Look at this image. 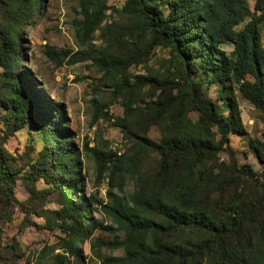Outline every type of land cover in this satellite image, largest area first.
I'll list each match as a JSON object with an SVG mask.
<instances>
[{"label":"trees","instance_id":"16d2710c","mask_svg":"<svg viewBox=\"0 0 264 264\" xmlns=\"http://www.w3.org/2000/svg\"><path fill=\"white\" fill-rule=\"evenodd\" d=\"M39 1L0 0V78L7 94L0 103L6 109L5 131L19 130L28 121L42 130L45 146L32 168L62 189V206L44 217L45 228L61 234L44 245L34 264H69L70 257L85 264L78 245L101 223L83 217L90 215L89 198L66 194L68 188L79 191L75 147L58 126V104L40 94L28 71L15 64L19 28L38 10ZM252 1L251 7L249 0H126L125 9L143 33H149L153 43L170 47L179 82L172 84L175 97L150 104L149 109L161 115V139L136 136L143 158H153L142 181L156 191L134 193L126 200L108 190L110 202L101 203L123 232L113 242H88L90 247L123 249L121 256L106 257L103 264H264V128L261 138L246 140L261 170L239 163V149L230 138L233 132L246 135L234 94L264 113V0ZM80 3L79 30L87 37L100 28L105 4ZM109 29L101 27L102 35L107 37ZM224 44L232 46L229 52ZM92 50L57 59L90 60L101 70L126 64L104 47ZM144 83L159 82L138 75L133 86ZM162 84L160 89L169 83ZM213 85L220 88L221 106L206 95ZM190 111L198 114L194 122L187 116ZM9 155L1 140L0 224L12 220L14 206H22L13 194L16 174ZM117 159L101 155L97 163L113 174L121 166Z\"/></svg>","mask_w":264,"mask_h":264},{"label":"rangeland","instance_id":"374dc122","mask_svg":"<svg viewBox=\"0 0 264 264\" xmlns=\"http://www.w3.org/2000/svg\"><path fill=\"white\" fill-rule=\"evenodd\" d=\"M100 1L105 4L100 28L85 37L79 30L83 19L80 0H40L38 10L19 28L20 51L16 48L15 57L16 67L28 71L37 91L58 104V115L62 117L58 126L66 129L61 133L65 132V140L75 147L79 191L68 188L66 194L89 198L90 215L83 217L101 223L84 244L78 245L86 256L85 264H103L106 257L123 254L121 247L88 245L94 239L113 242L123 237V232L101 207V203L110 202L108 190L126 200L134 193L151 195L156 191V188L149 190L142 181V175L153 165V158L148 155L143 158L136 136L157 142L161 139V115L149 109L150 104L175 97L172 84L179 82L170 47L153 43L150 34L143 33L125 9L126 0ZM249 3L252 7L253 1ZM106 26L110 28L107 37L101 33V27ZM100 47L126 64L101 70L90 60L67 61L77 51L97 52ZM222 48L229 52L232 46L224 44ZM64 54L68 57L59 61L57 58ZM138 75L156 78L159 83L134 87ZM163 82L169 84L160 89ZM5 87L0 78V102H6ZM219 90L213 85L206 95L221 106ZM233 96L246 135L233 132L231 143L239 149L240 164L250 163L255 170H261L262 166L246 148V140L248 136L261 138L264 113L239 94ZM6 116V109L0 103V141L11 155L9 162L16 174L13 194L22 206H14L12 220L0 224V264H34L44 245L52 244L61 234L57 229L47 230L44 217L49 215L48 210L62 206V189L54 187L49 177H38L32 168L45 146V136L36 122L28 121L19 130L8 132ZM187 116L192 122L198 118L196 111H190ZM101 155L118 158L119 172L111 174L100 167L97 156ZM220 156L226 160L223 153ZM69 264L82 263L70 257Z\"/></svg>","mask_w":264,"mask_h":264}]
</instances>
